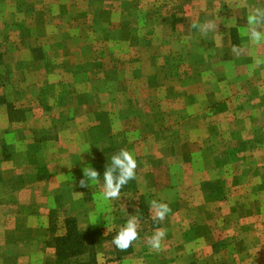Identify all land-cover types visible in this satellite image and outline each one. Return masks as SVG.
<instances>
[{"label": "rangeland", "instance_id": "374dc122", "mask_svg": "<svg viewBox=\"0 0 264 264\" xmlns=\"http://www.w3.org/2000/svg\"><path fill=\"white\" fill-rule=\"evenodd\" d=\"M252 7L264 0H0V264H264ZM121 149L137 168L120 198L99 199L102 176L79 186ZM129 215L138 239L120 250ZM70 231L88 250L66 261Z\"/></svg>", "mask_w": 264, "mask_h": 264}, {"label": "clouds", "instance_id": "9594fccd", "mask_svg": "<svg viewBox=\"0 0 264 264\" xmlns=\"http://www.w3.org/2000/svg\"><path fill=\"white\" fill-rule=\"evenodd\" d=\"M196 27V25H193ZM201 30L207 32L212 30L215 25L213 22H206L200 26ZM244 34L247 36L250 44L264 45V8L252 7L246 17ZM235 50V49H234ZM85 153V152H84ZM137 161L133 154L128 150L121 149L118 153L111 156L110 163L104 167L103 175H101L90 163L82 168V177L79 181L81 188H88L90 184L100 182V177H103V191L99 199L108 202L120 198L121 189L135 177ZM151 210L154 215V222H163L171 209L167 203L157 200L151 201ZM130 218L119 228V231L112 239V243L120 250L128 249L133 241L138 239V222L135 215H129ZM165 236V231L162 228H157L154 234L149 238V244L152 249L160 248L161 240Z\"/></svg>", "mask_w": 264, "mask_h": 264}, {"label": "trees", "instance_id": "16d2710c", "mask_svg": "<svg viewBox=\"0 0 264 264\" xmlns=\"http://www.w3.org/2000/svg\"><path fill=\"white\" fill-rule=\"evenodd\" d=\"M1 59L2 55H0ZM73 228L76 230V227ZM84 242L85 239L79 233L70 231L67 237L57 240L59 257L67 261L75 256H82L88 250V246ZM84 264H97L95 255H91V261Z\"/></svg>", "mask_w": 264, "mask_h": 264}, {"label": "crops", "instance_id": "0c3cea01", "mask_svg": "<svg viewBox=\"0 0 264 264\" xmlns=\"http://www.w3.org/2000/svg\"><path fill=\"white\" fill-rule=\"evenodd\" d=\"M260 236L261 237H264V233H261L260 234ZM259 239H260V237H259ZM255 247H257V248H253V250L255 249V250H257L258 252H259V255L262 253V252H264V246L260 243L259 245H256ZM258 258H259V256H258ZM257 258V259H258ZM257 259H254L255 260V262H257ZM261 262V259H259L258 260V264Z\"/></svg>", "mask_w": 264, "mask_h": 264}]
</instances>
